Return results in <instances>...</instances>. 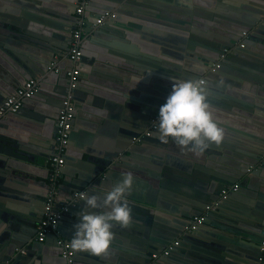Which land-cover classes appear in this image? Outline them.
Segmentation results:
<instances>
[{
    "label": "crops",
    "instance_id": "1",
    "mask_svg": "<svg viewBox=\"0 0 264 264\" xmlns=\"http://www.w3.org/2000/svg\"><path fill=\"white\" fill-rule=\"evenodd\" d=\"M129 1L89 0L84 18L85 13L98 15L113 10L117 19L82 35V55L91 62L80 60L79 77L82 79L97 61L112 67L119 51L137 55L133 58H139L140 52L149 55L153 59H145L163 68L153 73L133 61L138 76L153 79L150 93H137L142 101L157 103L156 98L163 95L159 101L164 103L173 78L195 81L204 77L201 88L224 137L219 144L205 140L208 146L202 152L169 138L164 143L157 140L155 147L160 151L137 144L128 154L122 132L133 131L125 124L127 117L137 116L144 103H127L117 90L106 93L111 100L101 107L96 100L91 103L89 93L82 90L75 98L77 122L65 149L67 164L61 170L59 201L79 190L96 194L101 200L100 207L88 209L80 199L74 210L65 213L58 223L62 237L72 239L73 225L82 210L107 211L103 192L122 177L119 171L111 174L106 157L122 149L115 154L133 156L132 163L126 159L123 165L134 177L126 196L131 205L147 210L132 214L139 223L135 227L142 241L132 240L137 250L121 245L126 240L122 235H131L134 224L128 228L113 222L112 241L117 248L111 245L96 256L75 250L76 264H146L149 251L161 253L177 239L179 244L156 264H264V256L258 259V247L264 240V156L257 154L264 151V27L258 20L264 15V0H152L158 8L159 3L167 5V14L148 11L147 0ZM0 10V102L24 80L36 77L40 82V91L23 102L22 115H18L21 120L9 115L3 123L4 132L12 129L15 135L21 134L35 144L30 145L35 155L29 156L34 161L26 159L22 170L28 177L5 178L12 191L0 194V264H66L54 236L37 242L28 219L40 218L48 189L46 161L53 151L56 116L67 88L66 70L72 66L67 51L78 20L75 0H0ZM242 31L249 33L246 47L236 49ZM229 44L231 52L220 61L219 71L209 74L207 66L216 62L222 47ZM52 61H56L58 71L50 66ZM98 85L103 88L105 84ZM100 160L107 162L98 166ZM77 171L81 173L78 180L83 182H76ZM101 173L108 177L100 178ZM233 183H238L239 189L220 201L197 235H184L188 225L184 223L199 211L198 205L217 199L221 188ZM15 215L19 218L13 219ZM13 233L20 239L14 253L4 244ZM153 235L160 239L158 245L147 244L146 249L143 239L151 240ZM210 237L225 244L228 252L224 245L213 249Z\"/></svg>",
    "mask_w": 264,
    "mask_h": 264
},
{
    "label": "water",
    "instance_id": "2",
    "mask_svg": "<svg viewBox=\"0 0 264 264\" xmlns=\"http://www.w3.org/2000/svg\"><path fill=\"white\" fill-rule=\"evenodd\" d=\"M134 1H136V2H139V1L144 2V0H130L128 3L130 4V3H133ZM146 3L148 5V7H147L148 11L157 10V13H159V14H162V13L167 14V10L165 9V6H167V5H165L163 3H159V8H158L156 6V2L155 1L147 0ZM85 15H86L85 19L88 18V20L86 19V26H85V29H84L85 33H90L92 30H95V29L103 26V25H99L98 27L93 29L92 28V23L95 21V18L97 17V14L89 15V14L85 13ZM17 19L20 20V21L23 20L21 17H17ZM116 19H117V17L115 18V20ZM258 20H259V24L262 25V27H264V24L260 23V16H259ZM38 45L40 47H43L40 44H38ZM228 47H231L230 44L228 45ZM244 48H240V47L237 48L236 47V49H244ZM222 49H223V47H222ZM119 52L120 53H119V56L117 58V62L113 63L112 67H110L108 65H105L102 62H98L97 61L95 63V65H94V67L88 73H86L82 77V79L79 77V81L77 83V86L74 89H72L73 102H74V107H75L73 125L76 124V122H77V120H75V114H76V110H77V107H76V104H75V98H76V95H78V94H80V92H82V90H85L86 93H89L87 96H89V99L91 100V103L94 102V100H96L97 104H99V106H101V107L103 105L105 106V104L109 100H111V96H108V94H106V93L119 90L122 93V97L126 101H128L127 103H140V102L142 104L144 103V108L139 110V112H137V116H139V117L133 116V115H131V116L129 115V117H127L128 121L125 124L129 125L128 126L129 128L132 127L131 129L133 131H129V129H126L125 132L124 131L122 132V134L125 135L124 137L127 139V140H125L126 145H124V147L125 146L129 147V148L126 149L128 154L133 152V150H132L133 146L137 145V144H144L142 146L145 147V148L151 149L153 151L154 150L155 151H160V149H158L159 147H155L156 146L155 143L159 142V141H157L159 139H155V137H157L155 135L158 132V121H157V128L151 133L150 136L139 137L138 133L140 134L141 132H143V130L150 124L151 118H155L156 117L153 114H158L160 104H163L159 100H163L162 99L163 95L160 96V97H157V98L155 97L156 101H158L157 103H155V102H146V101H142L141 98L139 99V96H138L137 93H139V95H142L143 93L146 95L147 93L151 92L150 85L153 82V79L149 78L146 81V80H143L144 77L138 76L137 72L134 69L135 67H134V62L133 61H139V67H146L147 66L148 68H150V71L153 72V73H160V72H157V71H159V69L162 70L163 68L161 67L160 64H154V63H151V61H148L147 59H145V58H148V59H153V58L151 56L145 55V54H143L141 52L139 53L140 54L139 58L138 57L133 58L132 55H134V56H137V55L132 54V53H125L123 51H119ZM55 53L57 54V52H55ZM52 58H53V56H52ZM81 60H83V61H85L87 63L91 62L90 59L84 57V55H81ZM154 60H155V63L158 61L157 59H154ZM210 67H211V65H210ZM210 67L207 66V69H209V74H215L220 69V66H218V67L215 68L214 71H211ZM93 76H96V77L100 78L101 80L103 79V80H105V82L102 83L101 80L96 81V78H93ZM106 81L107 82H109V81L112 82V85H111L110 82H109L110 84L106 83ZM116 82L120 84V87H118V85L115 84ZM98 84H105V85H102L104 89ZM67 87H68V79H67ZM39 91H40V88H39L38 92ZM65 93H66V90H65ZM34 96H32V97H34ZM104 98H106V99H104ZM148 99L152 100V98L150 96H149ZM1 103L2 102H0V104ZM20 110L21 109H19L16 112L8 113L5 116V118L2 119V121L0 123V194H4V195H9L10 194L9 191L11 190V186H8L6 184L7 182L5 181V178L8 177L10 179H13V178H17V175H20V176L23 175L25 177H28L29 174L26 173V172H22V170L24 169V165H27V161L28 160H26V159L29 158V156L35 155V152L31 150V146L30 145H33V144H31L29 142V139H25L26 137L25 136L23 137L21 134L15 135L17 132L14 131V130L11 131L12 129L8 130L9 132H4V130L2 129L4 127L3 123L8 121V116L9 115L12 116V118L14 117L13 115H15V117H17L16 118L17 120H21V118L19 117V116L22 115ZM12 118H10V119L12 120ZM56 118H57V116H56ZM72 132H73V127H72L71 132H70L69 141H70ZM135 136H138L137 137L138 140H136V141L132 139ZM53 143H54V140H53ZM69 144H70V142H68V145ZM68 145H67V147H68ZM137 146H139V145H137ZM121 151H122V149L113 150L112 154L108 153V156L106 157V159L109 161L108 165H110V167H111L110 168L111 174H113L114 172L116 173V172L119 171V173H120V175L122 177L121 173H125L126 172L125 169L123 168V165L125 166V163H127V162H125L126 159L127 160H131V158H133V156H130V155L126 154L125 152L122 153L123 155L122 154L120 155L119 153ZM115 152H119V153L115 154ZM52 154H53V151H52ZM257 154L259 156L261 155L263 157L264 156L263 149L261 151H258ZM123 157H125V159ZM64 158L66 159V155L65 154H64ZM29 159H30L29 161H34V159H31V158H29ZM106 162L107 161L100 160L99 163H98V166H103V163L106 164ZM129 163H132V160ZM66 164H67V161L65 160V166L62 167V169H61L62 171L65 169ZM137 169H139V168H137ZM241 169L246 171V167L245 166H242ZM252 171H256V170H252ZM126 173H128V172H126ZM76 174H77V179H76L77 181L76 182H83L80 179L78 180V178L81 177V173H79L77 171ZM107 177H108V174H106V173L103 176H102V173L100 175V178H103V179H106ZM128 203H129L130 207L133 210L132 214H133L134 211L137 212V213H141V212L142 213H147V210H145L143 208H140L139 206H136V205H131L132 202L130 203L129 200H128ZM78 204H79V202L75 206L71 207L67 213L69 214L70 211L74 210V208L77 207ZM202 207H204V204L200 203L196 209L197 210H201ZM6 211H7V209H6ZM42 213H43V204H42V208H41V216H40V218L38 220H35V221L28 219V222H30L31 225L34 228L35 235H36V224L40 221V219L42 217ZM210 214L207 216V218L205 219L203 224L200 225L197 228V230H195V231H193L191 233H188L186 235H188V237L197 235L196 232L206 223L207 219H209ZM135 215H136V213H135ZM18 216L19 215H15L12 218L16 219ZM187 223H189L188 220H186V222L184 224H187ZM130 224H134V226H132V225L131 226L134 227L135 229L132 230V234L131 235L129 233H126V232H125V234L122 235V236L126 237V240L121 242V245L127 246L129 248H134L135 246L132 243V240H136V241L141 240L142 241V239H141V236L139 237V229L137 227H135L136 225L138 226L139 223H135L134 217L132 218V221H130V223L126 227L129 228ZM119 227H121V226L119 225ZM58 229H59V227H58ZM122 232H124V231H122ZM9 234H11V232ZM12 235H14V236L11 237V238L8 237V240L4 241V244L5 243L7 244L8 248H9V252H10V250H13V253H14V252H16V249H19L18 246H20V245L18 243V240H20V239L18 238L17 233H13ZM50 235H53V234L51 233ZM153 237H155V236L153 235ZM115 239H118V238H115ZM223 239L226 240V237H223ZM158 240H160V239H158L156 237L155 238L151 237V240H148V241L146 239H143V242L146 243L145 248L147 249V244H151V245H153L152 247H155V245H158ZM209 241H210V243H211L210 245H211V247H213V249L214 248L217 249L219 246L224 245V247H223L224 249L223 250L225 252H228V249L225 246V244H223V243H221V242H219V241H217V240H215V239H213L211 237L209 238ZM39 243H41V242H39ZM40 245H43V243L40 244ZM111 245H113V247H115V249L117 248V245L115 244V242L112 241ZM0 247H2V245ZM57 249H58V247H57ZM134 249L137 250L136 248H134ZM149 250H152V249H149ZM23 252H25L24 249H23ZM152 253H153L152 251L151 252L149 251L147 253V255L151 257ZM222 254L224 256L227 255V253H222ZM161 258H163V257H161Z\"/></svg>",
    "mask_w": 264,
    "mask_h": 264
},
{
    "label": "built area",
    "instance_id": "3",
    "mask_svg": "<svg viewBox=\"0 0 264 264\" xmlns=\"http://www.w3.org/2000/svg\"><path fill=\"white\" fill-rule=\"evenodd\" d=\"M89 4V0H75V13L78 15V20L75 28L71 32L69 48L67 55L72 62V66L66 70V76L68 79V87L66 93L61 100V107L58 111V115L55 121V133H54V144H53V154L47 159V164L49 166L48 173V189L43 201V213L40 221L36 225V241L44 242L47 237L52 233L55 237L56 246L62 258L65 260L66 264H76L74 259L75 250L71 247L70 241L64 239L58 229L59 220L62 216L69 211V209L75 206L81 199L80 194L86 193L83 191H73L68 199L64 202L59 201L60 196V179H61V169L65 163V149L67 148L70 132L73 127L74 120V102L72 89L77 86L80 76L79 62L81 60L82 50H81V38L85 33L84 29L86 26V20L83 16L86 7ZM117 12L113 10H104L97 15L95 21L92 23V28L95 29L99 25L115 19ZM260 23L264 24V15L260 18ZM249 33L247 31L241 32V40L236 44L237 47L244 48L246 46L245 41L247 40ZM231 52V47H225L218 55V59L214 62L210 70L214 71L216 67L220 65V61L227 57ZM56 61H52L50 66L58 71ZM200 85L205 84V78H199L195 80ZM40 88V82L36 77L28 78L18 86L12 93L6 96V98L0 104V123L3 118L8 113L18 111L25 99H29L34 96ZM157 118H151L150 124L141 132L139 137L150 136L151 133L157 128ZM138 136L133 137V140H138ZM239 189L238 183H233L224 186L217 195V199L210 201L197 213L193 214L189 220L188 225L185 227L184 235L191 233L203 224L207 216L215 211L222 201L229 193L237 191ZM179 244V240L172 241L169 246L162 250L161 253H152L150 260L146 264H156L160 257L168 256L174 247ZM260 256L259 260L263 259L264 256V240L261 241L259 246Z\"/></svg>",
    "mask_w": 264,
    "mask_h": 264
},
{
    "label": "clouds",
    "instance_id": "4",
    "mask_svg": "<svg viewBox=\"0 0 264 264\" xmlns=\"http://www.w3.org/2000/svg\"><path fill=\"white\" fill-rule=\"evenodd\" d=\"M174 79L171 91L158 111L159 140L167 142L173 138L181 146H191L203 151L208 145L205 140L219 144L224 130L217 124L198 82ZM131 172L122 174V179L103 192V206L107 211L82 210L73 227L70 245L74 250L90 251L94 255L105 253L114 238L113 222L126 227L132 219V208L125 195L133 184ZM86 208L100 207L101 197L81 193Z\"/></svg>",
    "mask_w": 264,
    "mask_h": 264
}]
</instances>
